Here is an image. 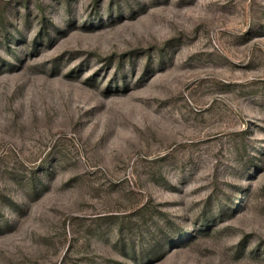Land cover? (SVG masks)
I'll return each mask as SVG.
<instances>
[{
    "label": "rangeland",
    "instance_id": "rangeland-1",
    "mask_svg": "<svg viewBox=\"0 0 264 264\" xmlns=\"http://www.w3.org/2000/svg\"><path fill=\"white\" fill-rule=\"evenodd\" d=\"M0 264H264V0H0Z\"/></svg>",
    "mask_w": 264,
    "mask_h": 264
}]
</instances>
